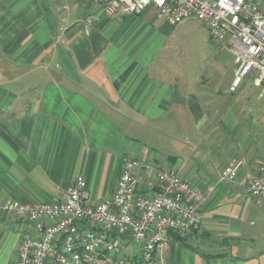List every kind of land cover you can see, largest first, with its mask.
I'll return each instance as SVG.
<instances>
[{
	"label": "crops",
	"instance_id": "0c3cea01",
	"mask_svg": "<svg viewBox=\"0 0 264 264\" xmlns=\"http://www.w3.org/2000/svg\"><path fill=\"white\" fill-rule=\"evenodd\" d=\"M163 21L153 6L108 16L87 0H0V264L17 263L29 230L5 204L59 201L80 175L99 203L126 158L138 161L140 193L172 170L207 195L201 227L171 232L153 264H264V244L246 245L258 239L254 225L264 236V202L247 192L264 156L251 163L238 154L222 128L233 111L220 92L195 91L157 68L151 38ZM190 126L200 139L183 137ZM237 162V176L223 179ZM124 246L129 258L140 250Z\"/></svg>",
	"mask_w": 264,
	"mask_h": 264
},
{
	"label": "built area",
	"instance_id": "2783aa9c",
	"mask_svg": "<svg viewBox=\"0 0 264 264\" xmlns=\"http://www.w3.org/2000/svg\"><path fill=\"white\" fill-rule=\"evenodd\" d=\"M105 15H139L148 7L171 25L188 17L204 22L212 41L235 54V89L254 76L264 89V0H87ZM93 16L87 17L91 24ZM138 161L124 160L117 186L109 197L93 203L87 181L78 176L59 201H9L2 208L28 223L16 264H153L171 240L170 233L189 236L202 225L207 195L172 170L158 172V187L140 193ZM242 162L223 170L232 180ZM247 192L264 202V160ZM140 246L135 258L124 254V241Z\"/></svg>",
	"mask_w": 264,
	"mask_h": 264
},
{
	"label": "rangeland",
	"instance_id": "374dc122",
	"mask_svg": "<svg viewBox=\"0 0 264 264\" xmlns=\"http://www.w3.org/2000/svg\"><path fill=\"white\" fill-rule=\"evenodd\" d=\"M47 1V0H46ZM158 34L152 36L155 42L157 68L175 76L188 78L186 87L195 91L222 94V100L231 104L233 116L230 124H222L224 133L233 141L238 154L243 155L251 163H257L264 156V89L257 86L254 76L246 77L235 89L232 88L235 78V54L231 50H222L214 43L204 22L188 17L181 23L170 25L159 23ZM162 27V28H161ZM136 40H144L145 33H138ZM188 136L184 138L200 139V134L193 126L188 127ZM207 131V130H206ZM206 133V132H204ZM164 136V135H163ZM163 136L153 139L157 144L164 140ZM182 136H177L180 141ZM174 139V137H171ZM162 144V143H161ZM190 144H188L189 146ZM189 152L190 151V146ZM197 151H207L208 143H198ZM258 239L247 246L256 249L264 244V236L260 235L257 226H253Z\"/></svg>",
	"mask_w": 264,
	"mask_h": 264
},
{
	"label": "trees",
	"instance_id": "16d2710c",
	"mask_svg": "<svg viewBox=\"0 0 264 264\" xmlns=\"http://www.w3.org/2000/svg\"><path fill=\"white\" fill-rule=\"evenodd\" d=\"M183 240H184V242H185L186 244H188L187 241H186L185 239H183Z\"/></svg>",
	"mask_w": 264,
	"mask_h": 264
}]
</instances>
